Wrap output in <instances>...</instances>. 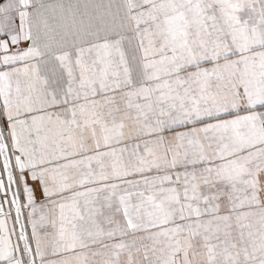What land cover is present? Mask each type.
I'll return each instance as SVG.
<instances>
[{
  "label": "snow or ice",
  "instance_id": "obj_1",
  "mask_svg": "<svg viewBox=\"0 0 264 264\" xmlns=\"http://www.w3.org/2000/svg\"><path fill=\"white\" fill-rule=\"evenodd\" d=\"M0 264H264V0H0Z\"/></svg>",
  "mask_w": 264,
  "mask_h": 264
},
{
  "label": "crops",
  "instance_id": "obj_2",
  "mask_svg": "<svg viewBox=\"0 0 264 264\" xmlns=\"http://www.w3.org/2000/svg\"><path fill=\"white\" fill-rule=\"evenodd\" d=\"M46 2H55V0H46ZM95 2H97V3H108L109 0H95ZM58 23L59 22H58L57 19L53 18V19L50 20V24H51V27L53 29V32L56 31Z\"/></svg>",
  "mask_w": 264,
  "mask_h": 264
}]
</instances>
